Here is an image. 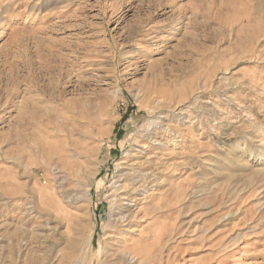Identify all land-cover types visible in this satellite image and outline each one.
Returning <instances> with one entry per match:
<instances>
[{
    "label": "rangeland",
    "instance_id": "rangeland-1",
    "mask_svg": "<svg viewBox=\"0 0 264 264\" xmlns=\"http://www.w3.org/2000/svg\"><path fill=\"white\" fill-rule=\"evenodd\" d=\"M0 264H264V0H0Z\"/></svg>",
    "mask_w": 264,
    "mask_h": 264
}]
</instances>
